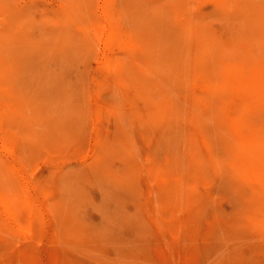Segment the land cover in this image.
Segmentation results:
<instances>
[{"label":"rangeland","instance_id":"obj_1","mask_svg":"<svg viewBox=\"0 0 264 264\" xmlns=\"http://www.w3.org/2000/svg\"><path fill=\"white\" fill-rule=\"evenodd\" d=\"M263 72L264 0H0V264H264Z\"/></svg>","mask_w":264,"mask_h":264},{"label":"bare ground","instance_id":"obj_2","mask_svg":"<svg viewBox=\"0 0 264 264\" xmlns=\"http://www.w3.org/2000/svg\"><path fill=\"white\" fill-rule=\"evenodd\" d=\"M182 1V0H181ZM93 32H95V31H93ZM102 33V32H101ZM103 34V33H102ZM105 36V35H104ZM110 41V40H109ZM98 44V43H97ZM118 47V46H117ZM135 49V48H134ZM171 65V64H170ZM256 65V64H255ZM255 65H254V67H255ZM257 66V65H256ZM262 67H263V65H261ZM241 68V67H240ZM258 71H260V70H258ZM264 73V72H263ZM253 74H255V73H253ZM261 74H262V72H261ZM233 76V75H232ZM235 76V75H234ZM263 76V75H262ZM264 77V76H263ZM263 77H262V79H263ZM253 78V77H252ZM255 78V77H254ZM254 80H256V79H254ZM260 80V79H259ZM259 82H261V81H259ZM264 83V82H263ZM246 84V83H245ZM251 84V83H250ZM259 84H261V83H259ZM237 85V84H236ZM252 85H253V80H252ZM263 86H264V84H262ZM261 85V86H262ZM260 87V86H259ZM261 89H263L264 87H260ZM250 89V88H249ZM252 89V88H251ZM259 89V88H258ZM258 89H256V91L258 90ZM260 89V90H261ZM233 90V89H232ZM254 89H252V91H253ZM105 92V91H104ZM249 92V91H248ZM263 92H264V90H263ZM262 92V93H263ZM252 93V92H251ZM250 94V93H249ZM256 94H258V93H256ZM260 94V93H259ZM108 98V97H107ZM247 130V129H246ZM241 132V131H240ZM242 133V132H241ZM245 151V150H244ZM247 151V150H246ZM245 151V152H246ZM249 151V150H248ZM247 154H249V155H251L250 153H252L251 151H249V152H246ZM244 155H245V153H244ZM245 157V156H244ZM246 158V157H245ZM251 158V157H250ZM242 162V161H241ZM255 164H257V163H255ZM244 167V166H243ZM254 167H256V168H258L259 166H254ZM237 169V168H236ZM244 169V168H243ZM260 169V168H259ZM244 171H245V169H244ZM253 171H254V169H253ZM251 173H252V171H251ZM259 173V172H258ZM261 174V173H260ZM256 175V174H255ZM264 174H262L261 176H263ZM258 176H260L259 174H258ZM257 177V176H256ZM262 178L260 177V180H261ZM258 180V179H257ZM264 181V180H263ZM247 186V185H246ZM4 207V206H3ZM194 207V206H193ZM10 209V208H9ZM8 215H9V213H8ZM179 215V214H178ZM254 216V215H253ZM245 219V218H244ZM246 220V219H245ZM7 221V220H6ZM257 241V240H256ZM258 242H259V240H258ZM145 250V249H144ZM37 263V262H36ZM142 263V262H141Z\"/></svg>","mask_w":264,"mask_h":264}]
</instances>
